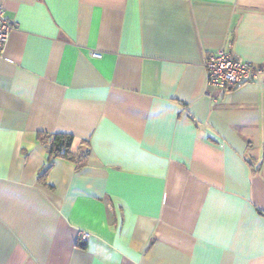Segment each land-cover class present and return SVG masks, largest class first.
I'll return each instance as SVG.
<instances>
[{
  "label": "crops",
  "instance_id": "crops-1",
  "mask_svg": "<svg viewBox=\"0 0 264 264\" xmlns=\"http://www.w3.org/2000/svg\"><path fill=\"white\" fill-rule=\"evenodd\" d=\"M0 5V264H264V73L204 67L264 66V0Z\"/></svg>",
  "mask_w": 264,
  "mask_h": 264
},
{
  "label": "built area",
  "instance_id": "built-area-1",
  "mask_svg": "<svg viewBox=\"0 0 264 264\" xmlns=\"http://www.w3.org/2000/svg\"><path fill=\"white\" fill-rule=\"evenodd\" d=\"M14 27L15 23L6 18L4 8L0 5V51ZM91 55L100 56L97 52H92ZM204 67L207 84L222 89L257 80L264 73V66L254 65L224 50L209 53L205 57ZM87 236V233L81 232L79 240H84Z\"/></svg>",
  "mask_w": 264,
  "mask_h": 264
},
{
  "label": "trees",
  "instance_id": "trees-1",
  "mask_svg": "<svg viewBox=\"0 0 264 264\" xmlns=\"http://www.w3.org/2000/svg\"><path fill=\"white\" fill-rule=\"evenodd\" d=\"M36 139L48 152L47 165L43 170L39 171L38 178L41 180L51 168L55 158L60 157L69 161H76L78 159H83L87 155L86 152L75 153L72 151L73 136L68 133H47L38 131L36 133Z\"/></svg>",
  "mask_w": 264,
  "mask_h": 264
}]
</instances>
